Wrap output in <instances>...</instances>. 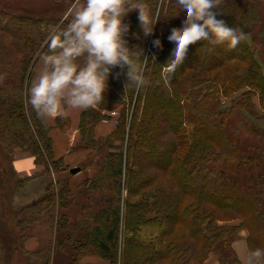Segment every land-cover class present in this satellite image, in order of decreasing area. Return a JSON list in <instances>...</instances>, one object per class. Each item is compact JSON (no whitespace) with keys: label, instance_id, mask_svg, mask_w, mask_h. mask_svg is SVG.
<instances>
[{"label":"trees","instance_id":"trees-1","mask_svg":"<svg viewBox=\"0 0 264 264\" xmlns=\"http://www.w3.org/2000/svg\"><path fill=\"white\" fill-rule=\"evenodd\" d=\"M155 2L150 0V3ZM218 7L219 18L232 27L246 30L245 15L253 8L247 0H221ZM0 19V28L13 33L16 40L11 46H23V57L18 62L21 69L17 89H20L29 59L44 42L40 53L47 48L48 30L53 24L50 18L0 15ZM124 19L129 24L126 33L129 46L142 49L138 63L143 85L137 88L126 84V67H113L100 106H91L81 113L79 129L85 141L89 140L88 145L108 146L112 139H116L118 145L114 144V152L100 158L96 175L82 184L87 201L91 196L97 197L98 209L84 214L76 225L70 226L68 238L73 242V255L92 249L110 264H118V254L123 256V264H204L208 253L213 251L221 264H240L232 248L228 256L221 254L219 245L226 242L225 231L229 229L228 225L217 222V215L229 212L243 215L245 219L232 227L237 228L236 232L246 227L248 245L254 248L264 247V212L257 207L256 197L242 192L224 170L210 166L223 158L236 161L237 149L227 138L221 111L211 107L217 100L220 84L209 72L215 67L222 68L230 60L246 62L244 67L235 64L227 68L226 75L236 83L251 84L264 92L258 64L243 40L235 48L197 41L188 46L183 63L176 69L179 76L169 85L160 59L168 48L163 36L182 20L180 14L173 10L157 14L147 35L140 27L137 9L130 10ZM0 39V51H7L6 38ZM21 100L18 97L4 116L7 122L15 116L10 115L11 112L19 111L13 118V132L21 134L18 145L37 154L42 161H51L54 167L60 163L61 167L62 157H53L51 138L44 122L35 116L38 137H33L23 116ZM120 102L125 106L114 129L107 136L93 137L92 125L106 117L103 110L111 111ZM204 126H209V130ZM163 133L175 135L174 142L161 140L159 136ZM39 139L44 155L40 154ZM144 159L147 160L145 168H159L167 174L168 180H156L155 174L144 176L140 169ZM249 180L251 182L252 178ZM68 191L65 182L57 192L52 184L47 186L45 195L36 202L40 213L48 208L47 214L53 215L57 206L65 205L63 196ZM181 198L186 200L181 201ZM124 201L125 213L121 209ZM3 214L0 213V219ZM56 214L58 223L67 227V218L62 219L58 211ZM166 222L183 225L185 229L169 238L171 228L165 226ZM81 225L85 226L81 233L71 236ZM122 232L126 244L124 252L120 251Z\"/></svg>","mask_w":264,"mask_h":264},{"label":"rangeland","instance_id":"rangeland-1","mask_svg":"<svg viewBox=\"0 0 264 264\" xmlns=\"http://www.w3.org/2000/svg\"><path fill=\"white\" fill-rule=\"evenodd\" d=\"M247 1L253 8L247 11L245 15L247 28L243 31L246 37L243 41L251 51V57L258 64L264 80V0ZM74 2L75 0H0V15L50 18L53 26L63 25L66 23L67 9ZM0 38H6L5 46L8 49L7 51H0V213H4L0 219L2 264H9L10 252L15 247L20 248L16 253V264H110L107 259L92 249L74 256L71 248L73 242L72 239L68 238V235L71 225H76L84 217V214H92L98 209L97 197L91 196L90 201H87L85 187L82 184L86 179H92L96 175L100 158L106 153L114 152V144L118 145L117 141L112 139L108 146L93 147V145H88L89 140L88 142L85 141V137L80 132L76 146L70 147V153H74L76 157L69 164L62 158L61 167L58 166L60 163L54 167L51 161H42V158H39L37 154L19 146L21 134L13 132L15 127L13 118L18 116L19 111L11 112L10 115L15 116L7 122L4 118L11 109L10 105L12 106L18 97L22 99L23 116L32 130L34 138L38 137V133L35 132L38 129V121H34V116L37 120L44 122L49 136L51 123L62 131L68 129V122L59 117L50 122L48 118L37 116L35 115L37 112L28 102V90L35 77L34 64L48 51V48H44L43 52L40 53L45 42L29 59L28 69L22 78V85L20 89H17L21 69L18 62L23 57V46L22 48H13L11 44L16 42L13 33L2 28H0ZM8 41L9 43H7ZM235 64L246 66V62L230 60L222 68L211 69L209 76L220 84L216 94L217 100L211 104V107L221 111L225 133L227 138L232 140L236 146L237 158L236 161L223 158L218 163L210 164V166L224 170L225 174L239 185L242 192L256 197L259 201V203L257 201V207L264 212V92L254 88V86L252 87L251 84H239L232 81L230 75H226L227 68H231ZM177 76L179 75L175 71L171 78L166 80V83L171 85L170 81L174 82ZM99 106V103L93 105L94 108ZM123 106L125 103L120 102L111 111L103 110L106 117L92 125L93 137L94 128L100 121L107 122L110 119L114 124L112 130L114 129ZM204 128L208 131L210 127L204 126ZM159 137L161 140L167 139L169 142H174L176 138L175 135L170 136L164 133ZM39 148L40 154L44 155L41 141ZM52 155L55 158L53 150ZM29 157L32 160L31 166L26 162ZM75 162L81 165V169L77 173H71L69 166ZM146 164L147 160L144 159L140 167L144 176L148 177L155 174L156 180L164 178L168 180L167 174L162 173V170L157 167L145 168ZM62 166L66 168L64 171ZM59 169L61 171H58ZM250 178H252L251 182ZM64 182L69 189L63 196L65 205L57 206L53 215L47 214L48 208L45 210L46 212L43 210L40 213V206L36 202L45 195L47 186L52 184L54 192H57ZM189 186L188 184L187 187ZM123 197H127L125 190ZM129 199L132 198L129 197ZM180 200L186 199L181 198ZM121 209L123 213L127 210L125 201ZM57 211L62 219L67 218L69 224L67 227L58 223ZM217 216H219V220H217L219 224L228 225V229L232 230V233L229 230L225 231L226 242L223 246L219 245L222 250L221 254L228 256V252L231 251V240L237 230L232 225L239 224L245 217L233 212ZM164 224L171 228L167 234L169 238L185 229L180 224L171 222ZM83 228L85 226L81 225V229L71 236L80 234ZM243 228L246 229V227ZM120 241V251L124 252L126 244L123 239V232ZM210 255H213L218 262H222L213 251L208 253L207 258ZM118 259V264H123L121 263L123 262L122 254H118ZM220 262L219 264H221ZM204 264H206V260Z\"/></svg>","mask_w":264,"mask_h":264},{"label":"clouds","instance_id":"clouds-1","mask_svg":"<svg viewBox=\"0 0 264 264\" xmlns=\"http://www.w3.org/2000/svg\"><path fill=\"white\" fill-rule=\"evenodd\" d=\"M221 0H75L67 9L66 23L48 30V51L28 90V102L42 118L67 115L66 108L87 109L104 97L113 67H126V84L143 85L138 57L140 48L126 39L129 24L124 17L138 10L140 27L150 33L156 14L168 10L182 17L163 36L168 45L160 59L164 79L180 66L188 46L197 41L235 48L245 34L219 18ZM82 60V62H81ZM241 264H264V247H248L237 242Z\"/></svg>","mask_w":264,"mask_h":264},{"label":"crops","instance_id":"crops-1","mask_svg":"<svg viewBox=\"0 0 264 264\" xmlns=\"http://www.w3.org/2000/svg\"><path fill=\"white\" fill-rule=\"evenodd\" d=\"M41 67V58L34 64V72L35 75L37 74L38 70ZM83 109H72L70 107L66 108L67 115L65 116H57L61 118L62 120H65L68 122V129L62 130L58 127H54L53 123H51V128H50V136L52 138V150L54 152L55 158L62 157L66 161V163H70L71 161L74 160L76 157L74 153H70V147L71 146H76V143L79 140L80 136V131H79V122H80V117ZM56 118V117H55ZM50 122L54 121V118H48ZM109 120V121H108ZM107 122H98L94 128V137L95 138H100L106 136L113 128L114 124L108 119ZM81 153V152H80ZM82 154V153H81ZM28 164H32L31 157L28 158L26 161ZM78 165L76 162L69 166H75ZM30 168L28 167V170ZM249 232H247L246 229L242 228L236 232V235L234 236L232 242H231V248L241 264L240 260V255L237 253L235 249V244L237 242H243L246 244L248 247V238ZM20 249V248H19ZM17 247L15 249H12V252H10V257H9V264H16V253L19 250ZM206 264H219L218 260L213 256L210 255L206 259Z\"/></svg>","mask_w":264,"mask_h":264},{"label":"water","instance_id":"water-1","mask_svg":"<svg viewBox=\"0 0 264 264\" xmlns=\"http://www.w3.org/2000/svg\"><path fill=\"white\" fill-rule=\"evenodd\" d=\"M79 170V168L78 167H75V168H71L70 169V172L71 173H75V172H77Z\"/></svg>","mask_w":264,"mask_h":264}]
</instances>
